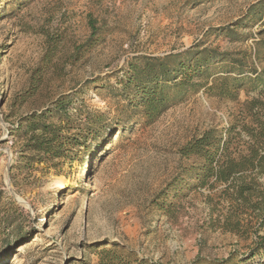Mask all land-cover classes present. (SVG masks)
Here are the masks:
<instances>
[{
  "label": "rangeland",
  "instance_id": "1",
  "mask_svg": "<svg viewBox=\"0 0 264 264\" xmlns=\"http://www.w3.org/2000/svg\"><path fill=\"white\" fill-rule=\"evenodd\" d=\"M261 1L0 0V264H99L96 250L112 244L160 264H264V250L251 254L264 243V211H249L231 230L235 209L223 185L190 189L196 160L180 153L211 129L228 127L234 156L245 153L250 133L264 129V91L248 80L237 100L191 92L155 123L136 117L123 127L107 92L136 56L190 47L262 72L256 42L264 28L258 20L237 25ZM249 71L244 75L253 78ZM69 95L74 114H82L84 146L69 159L38 164L26 119ZM86 113L104 116L99 128L88 131ZM18 225L27 241L33 237L29 252L28 244L15 245Z\"/></svg>",
  "mask_w": 264,
  "mask_h": 264
},
{
  "label": "trees",
  "instance_id": "2",
  "mask_svg": "<svg viewBox=\"0 0 264 264\" xmlns=\"http://www.w3.org/2000/svg\"><path fill=\"white\" fill-rule=\"evenodd\" d=\"M254 20H258L264 28V1L254 5L247 17L237 25L248 26V23ZM225 31L234 33L229 28H225ZM263 33L264 29L259 35ZM256 46V57L259 61H264V38L257 41ZM219 64H223V67H218ZM220 70L224 74L235 73L236 77L232 78L230 75L224 78L216 77ZM248 70L253 78L244 75ZM248 80L252 81L253 88L260 89V92L264 91V70L257 72L249 69L228 55H220L209 48L190 47L188 50L166 56H136L128 63L124 77L118 78L117 85L109 86L107 92L116 100L118 112L116 122L120 121L119 126L123 127L125 123H130V119L136 117L141 118L139 121L142 124L151 125L162 113L183 102L191 92L204 90L211 94L214 92L220 97L237 100L238 91L248 83ZM71 99V95L65 96L56 102L53 110L44 115L34 116L33 120L26 119L30 122L29 128L25 131L31 139L28 151H32L34 156L31 159L38 164L48 165L57 159H69L71 158L69 153L73 148L84 146L85 127L80 119H76L82 114L81 111L74 114ZM87 114L90 121L88 131H93L94 127L99 128L104 116ZM53 118L59 120L60 125L48 124L47 119ZM123 119H127L128 122H124ZM72 130L79 132L73 135L65 134ZM233 130L234 127L222 131L211 129L180 149V153L183 157L196 160V166L191 169L192 178L195 180L187 184L192 185L190 189L223 185L222 197L225 196L229 206L235 209V220L231 223L230 229L236 230L249 211L254 213L264 211V184L259 182L264 179V129L258 133H250L254 142L239 157H235L232 152L235 139ZM102 146L107 148L108 143L98 145L92 154L98 152L99 148L102 149ZM260 223H264L263 217ZM17 229L19 235L15 245L19 247L28 244L25 252H29V244L33 237L27 241L29 237L22 225H18ZM112 245L113 249L105 247L96 250L98 255L100 254L99 264H160L145 259H133L130 254L116 251L118 245ZM261 250H264V243L257 245L251 254L255 256Z\"/></svg>",
  "mask_w": 264,
  "mask_h": 264
}]
</instances>
